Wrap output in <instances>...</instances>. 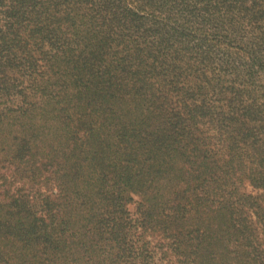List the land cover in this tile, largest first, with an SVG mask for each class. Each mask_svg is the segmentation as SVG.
Segmentation results:
<instances>
[{
	"label": "trees",
	"instance_id": "16d2710c",
	"mask_svg": "<svg viewBox=\"0 0 264 264\" xmlns=\"http://www.w3.org/2000/svg\"><path fill=\"white\" fill-rule=\"evenodd\" d=\"M0 264H264V0H0Z\"/></svg>",
	"mask_w": 264,
	"mask_h": 264
}]
</instances>
